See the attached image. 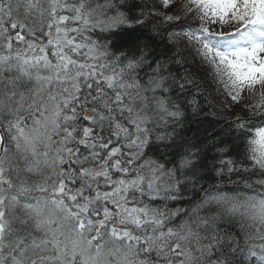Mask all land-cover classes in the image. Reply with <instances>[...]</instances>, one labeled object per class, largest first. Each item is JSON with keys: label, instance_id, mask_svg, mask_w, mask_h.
Instances as JSON below:
<instances>
[{"label": "trees", "instance_id": "trees-1", "mask_svg": "<svg viewBox=\"0 0 264 264\" xmlns=\"http://www.w3.org/2000/svg\"><path fill=\"white\" fill-rule=\"evenodd\" d=\"M23 1L0 0V14L2 9L11 11L18 5H21L22 12H26L23 22L18 19L23 25L18 32L23 41L11 43L8 49L11 52L22 51L24 43L31 40L26 38L32 36L34 30L43 33V28L36 24L47 20V12L39 10L35 15ZM26 1L33 5L36 2L46 3L45 0ZM153 4L147 0L82 2L79 9L87 25H74L75 34L84 35L87 41H95L103 64L111 76L117 75V84L121 87L117 92V102L111 101L113 93L106 91L109 102L101 108L103 118H100L101 115L96 117L103 122L102 130L109 128L110 135L103 138L100 128L95 125L91 132L101 138L98 141L92 139L91 143L87 141L86 145L76 149H63L62 144L58 148L52 143L47 147L52 149L51 155L57 154L63 170L68 167L71 173L69 179L79 185L80 178L85 176V181L89 182L94 177L87 174L93 158L89 144L102 146L107 140L112 145L117 144L121 147L120 154L128 157V160L122 159L124 164L121 163L125 172L128 168L129 174L133 175L137 170L142 171L141 175L152 174L153 171L154 178L159 182L153 185V190L150 187L152 183L141 182L138 190L141 196L136 200L138 204L149 209L156 221L161 217L170 221L171 225L165 228L167 231L182 222L187 224L190 234L201 236V240L206 242L200 248L210 250V255L207 253L204 259L195 255L196 263L216 264L220 257L224 264H264V164L252 151L250 135L233 121L234 116L240 114L244 121L258 123L264 113L258 110L259 106L255 103H250L243 110L232 111L227 108L224 99H217L215 96L225 93L211 87L191 69L178 34L152 14ZM61 10L66 11L64 8ZM4 23L6 21L0 16V28L3 30H0V47L6 40L15 37L4 31ZM49 29L47 27L46 32ZM112 61L114 66L108 65ZM11 72L0 69V99H4V102L0 100V129L6 136L9 130L7 123L10 122L6 118L11 114L14 119H19L14 107L21 100L17 99V91L23 93L21 83H18L20 80L14 78ZM35 73L36 70L31 74ZM88 87L80 88L76 98L72 97L64 103L74 109L72 101L75 100L97 115L98 100H87V106L85 101L82 102L92 96L85 91ZM63 114L60 116V128L65 131L54 135L65 133L70 126L73 131L78 124L89 125L81 116L76 118L71 113ZM65 117L72 121L69 123ZM115 128L120 131H114ZM16 139L10 138L8 142H15ZM6 151L11 158L23 157L27 152L26 149L11 151L9 147ZM46 158L50 157L39 153L30 158L32 171L26 173L24 181L30 182L33 191L42 187L29 177L45 170L50 176L60 172L53 161ZM37 162L38 166L31 167ZM11 170L6 173L9 178L13 174ZM114 172L111 168L106 174L112 176ZM106 174L103 177L108 176ZM18 202H8L9 207L0 204V211L5 212L0 217V224L3 248L6 250L4 255L0 254V264H53L41 252L40 244L31 248L25 238L18 241L9 237L11 231L6 229L15 228V221L4 217L6 213H11L18 221L21 220L17 213L20 209L15 207ZM168 209L172 211L168 213ZM171 247L172 240H169L160 248L157 246L156 251L149 249L150 259L159 263L161 261L157 257H161V264H164V257L171 255Z\"/></svg>", "mask_w": 264, "mask_h": 264}, {"label": "rangeland", "instance_id": "rangeland-1", "mask_svg": "<svg viewBox=\"0 0 264 264\" xmlns=\"http://www.w3.org/2000/svg\"><path fill=\"white\" fill-rule=\"evenodd\" d=\"M50 1L52 3L48 2L49 8L46 9L38 8L39 2L30 6L26 0L23 1L35 15L39 10L47 12V20L36 24L44 32L36 33L34 30L32 36L28 35L26 39L31 38L32 42L24 43L22 51L17 49L11 52L8 49L11 48V43L21 42L18 32L23 29V25L19 20L23 22L26 12H22L21 5H18L15 10L2 9L0 14L6 21L4 31L15 36L0 47V69L11 70L10 74L20 80L18 83L23 88V93L17 91V99L21 100L14 107L19 119H14L10 114L6 118L10 121L7 123V136L0 133V142L3 139L5 142L0 160V204L9 207L8 202L14 203V200H19L15 207L38 204L31 207L37 212L33 219L20 217V221L13 223L15 228L6 229L11 231L9 237L18 241L25 238L26 244L31 248L40 244L41 252L51 255L55 264H153L142 259L141 251H156L162 240L168 239L172 240L171 255L164 257V264H204L199 261L196 263L195 258V255L202 259L207 253L210 255V250L200 248L206 244L201 236L190 234L186 229L187 224L182 222L167 231L165 228L171 225L170 221H164L162 217L156 221L149 209L138 204L136 200L141 196L138 192L141 182L144 180L147 184L152 183V190L153 185H158L159 182L154 178L153 171L152 174L143 173V176L141 170H137L136 175L129 174L130 168L125 172L121 163L124 164L122 159L128 160V157L120 154L121 147H117V144H89L90 152L93 150V158L87 174L94 176L92 181L86 182L84 176L77 185L69 179L71 173L68 167L56 176H50L45 170L29 177L40 187L47 186L44 190L33 191L30 182L21 178L22 173L27 176L26 173L32 171L30 158L37 150L28 145L35 143L37 139V143H43L38 147L47 152L50 143L58 148L62 144L63 149H76L80 145H86L87 141L91 143L95 134L92 135L80 124L73 131L70 130L71 126L66 128L67 136L65 133L54 135L65 131L60 128V116L63 113H71L78 118L84 112L87 120L92 118L91 115L94 116L93 122L100 116L93 110H84L82 104H77L75 100L72 101L74 109L65 101L76 98L80 88L89 86L85 91H89L92 96L82 102L96 99L98 102L106 100L108 103V90L113 93L111 100L117 102V92L121 89L120 84H117V75L111 76L105 63L103 64L102 56L94 45L95 41H87L84 35L75 34L74 25H87L83 22V12L79 9L84 0H74V3L73 0ZM147 1L154 3L152 14L178 34L179 43L183 53L188 56L191 69L211 87L225 93L223 96H215L217 99H224L227 108L232 111L243 110L250 103H255L259 106L258 110L264 113V60L257 63L261 58L255 55L224 57L215 46L210 45V41L214 42L221 50L230 53L239 48L251 47L262 40L252 38L253 34L257 35L255 32H250L244 41L239 37L217 39L218 36L234 35L236 23L246 17V0H234L231 7L224 6L225 2L222 0ZM63 8L66 11H62ZM191 26H195L200 32ZM47 27L50 28L48 32ZM212 35L216 37L213 38ZM263 50L264 48L260 49ZM109 64L114 66V61ZM34 70L36 73L31 74ZM100 84L103 86L100 87ZM0 100L4 102V99ZM114 131L120 130L115 128ZM5 138L17 139L7 143ZM54 140L56 143H53ZM254 141L252 151L264 164V125ZM6 147L11 148V151L21 152L26 149L27 152L23 157L11 158ZM111 168L115 171L112 176L106 174ZM8 170L13 173L10 178L6 175ZM104 174L108 176L103 177ZM61 194L72 212L67 213L66 208H61ZM171 211L167 210L168 213ZM3 214L5 212L0 211V217ZM2 237L0 224V250L4 245ZM157 258L161 262L154 264H161L162 258ZM216 264H224V260L219 257Z\"/></svg>", "mask_w": 264, "mask_h": 264}, {"label": "bare ground", "instance_id": "bare-ground-1", "mask_svg": "<svg viewBox=\"0 0 264 264\" xmlns=\"http://www.w3.org/2000/svg\"><path fill=\"white\" fill-rule=\"evenodd\" d=\"M221 39H223V38H221ZM222 43V42H221ZM106 100H103L102 102H100L99 103V106H98V113H100L101 114V111H102V107H106L107 106V102H105ZM111 101H113V100H111ZM102 105V106H101ZM94 117V116H93ZM93 117H92V119H93ZM100 118H103L102 117V115L100 116ZM112 120V119H111ZM72 120H70V122H71ZM87 124H89L90 125V127H89V129L91 130L92 129V127H94V128H96V126L95 125H98V127L100 128V130H101V134H102V136H103V138H107L109 135H110V131H109V128L107 129V128H104L103 130H102V120L101 119H96V122H93V121H87L86 122ZM74 124V123H73ZM77 127H79V124L78 125H76ZM103 131V132H102ZM4 141H2V144L4 145ZM2 144H0V159L2 158V155H3V150H4V146L2 145ZM33 161V160H32ZM46 162V161H45ZM33 163V162H32ZM48 164V166H51V164L50 163H47ZM38 166V162L36 163V164H32L31 165V167H33V168H35V166ZM27 176L24 174V173H22L21 174V178H23V179H25ZM17 213L19 214V216H20V212H18L17 211ZM4 218H9V219H12V220H14V221H18V219L16 218V216H14L13 214H11V213H6V216L4 217ZM11 220H8V222H10ZM161 247V245H159L158 246V248H160ZM5 252H6V250H5V248H1V251H0V254L1 255H4L5 254ZM147 257H149V258H151L152 257V255L151 254H148L147 255Z\"/></svg>", "mask_w": 264, "mask_h": 264}]
</instances>
